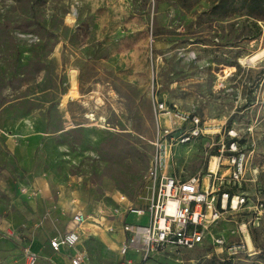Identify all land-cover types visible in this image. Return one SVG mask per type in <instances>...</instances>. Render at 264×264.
I'll use <instances>...</instances> for the list:
<instances>
[{
    "label": "rangeland",
    "instance_id": "obj_1",
    "mask_svg": "<svg viewBox=\"0 0 264 264\" xmlns=\"http://www.w3.org/2000/svg\"><path fill=\"white\" fill-rule=\"evenodd\" d=\"M245 10L243 0H0V221L23 229L39 205L65 197L111 221L145 206L154 142L189 127L165 126L156 102L207 127L236 126L264 199V59L240 63L264 48V20ZM218 140L172 143L168 172H204ZM123 223L149 226L150 214ZM234 227L220 229L233 240ZM252 236L258 253L234 264H264V218ZM210 251L165 250L141 264H217Z\"/></svg>",
    "mask_w": 264,
    "mask_h": 264
},
{
    "label": "built area",
    "instance_id": "obj_2",
    "mask_svg": "<svg viewBox=\"0 0 264 264\" xmlns=\"http://www.w3.org/2000/svg\"><path fill=\"white\" fill-rule=\"evenodd\" d=\"M160 116L178 122L177 129L189 124L176 139L173 129L164 128L159 139L154 142V155L145 175L146 203L142 207H128L127 213L137 216L150 214L149 226L125 225L128 238L121 245L120 252L129 249L139 252L142 261L155 254L174 249L194 250L206 247L211 251L206 257L231 261L238 256L251 258L258 252L253 245L252 231L260 226L264 218V199L259 185L260 173L257 168L247 175V164L253 153L252 145L241 139L236 126L225 120L219 124L204 126L202 119L194 112L170 110L165 103L156 102ZM217 128L215 133L208 130ZM253 127L248 128L252 132ZM216 134L217 143L209 142L207 148L214 152L206 159L205 171L189 177L168 172L172 143L186 144L204 134ZM251 134V133H250ZM216 158L214 169H210L211 158ZM248 176V177H246ZM253 185L249 190L247 184ZM242 214L238 220L230 219L237 211ZM82 213L73 215L65 233L50 239L53 251L61 247L75 248L79 237L78 227L85 222ZM233 222L231 230L236 239L230 240L221 231L225 223ZM248 241L253 249H250ZM28 264H34L36 255L27 253ZM85 255L76 253L72 264L85 262Z\"/></svg>",
    "mask_w": 264,
    "mask_h": 264
},
{
    "label": "crops",
    "instance_id": "obj_3",
    "mask_svg": "<svg viewBox=\"0 0 264 264\" xmlns=\"http://www.w3.org/2000/svg\"><path fill=\"white\" fill-rule=\"evenodd\" d=\"M77 213H82L86 218L77 229V245L75 248L61 247L59 251H53L50 239L63 235L69 221ZM88 213V210L77 205L75 199L65 197L53 205H39L37 214L23 229L10 219L0 221V264H28V252L36 255L34 264H72L76 253L85 255L82 264L145 262L141 254L132 249L125 254L120 252L121 245L128 238L123 223L127 213L115 221L100 216L98 210H94L91 215ZM8 228L12 230L8 231Z\"/></svg>",
    "mask_w": 264,
    "mask_h": 264
},
{
    "label": "bare ground",
    "instance_id": "obj_4",
    "mask_svg": "<svg viewBox=\"0 0 264 264\" xmlns=\"http://www.w3.org/2000/svg\"><path fill=\"white\" fill-rule=\"evenodd\" d=\"M262 59H264V48H261V49L255 51V52H253L249 56H246L244 58H241L240 59V63L242 65H244L246 63L251 64V65H255L257 62L261 61ZM71 77H72V81L71 82H72V84H74L75 77H74L73 74L71 75ZM72 96L73 95H70V97H72ZM160 117H163L162 119H164L165 126H168L170 124L169 123V119H168V117H166V115H163V116H160ZM210 130H211V132H216L217 131V128H213V129H210ZM215 163H216V158L215 157L211 158L210 169H214ZM248 244L250 246V249L252 250L253 249V246H252L251 242L248 241Z\"/></svg>",
    "mask_w": 264,
    "mask_h": 264
},
{
    "label": "trees",
    "instance_id": "obj_5",
    "mask_svg": "<svg viewBox=\"0 0 264 264\" xmlns=\"http://www.w3.org/2000/svg\"><path fill=\"white\" fill-rule=\"evenodd\" d=\"M244 2V7L246 8V15L249 17L255 16V18L259 20H264V0H243ZM258 32L259 27L255 24ZM253 239V237H252ZM217 264H234L233 262L229 261H224L221 262L219 260H216V258L213 260Z\"/></svg>",
    "mask_w": 264,
    "mask_h": 264
}]
</instances>
